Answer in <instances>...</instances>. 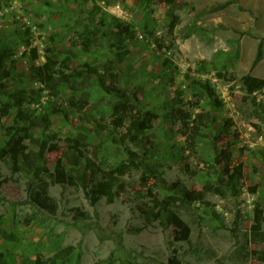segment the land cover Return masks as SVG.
Wrapping results in <instances>:
<instances>
[{
    "label": "rangeland",
    "instance_id": "1",
    "mask_svg": "<svg viewBox=\"0 0 264 264\" xmlns=\"http://www.w3.org/2000/svg\"><path fill=\"white\" fill-rule=\"evenodd\" d=\"M226 1L0 0V52L12 49L0 77V222L20 238H0L6 264H264V88L249 95L238 81L264 78V0L218 8ZM48 47L70 50L73 67L114 62L141 119L155 114L138 141L129 120L112 124L118 99L94 76L77 81L90 93L84 111L68 107L69 86L53 95L35 72ZM19 109L28 117L16 123ZM76 136L92 169L71 160ZM130 158L127 189L113 202L96 193ZM43 182L55 213L31 199ZM201 190L204 200L183 197ZM154 195L174 197L173 216L145 219L139 207Z\"/></svg>",
    "mask_w": 264,
    "mask_h": 264
},
{
    "label": "trees",
    "instance_id": "2",
    "mask_svg": "<svg viewBox=\"0 0 264 264\" xmlns=\"http://www.w3.org/2000/svg\"><path fill=\"white\" fill-rule=\"evenodd\" d=\"M102 1H111V0H102ZM116 1V0H113ZM171 3L174 0H169ZM233 0H228L225 3L221 4L218 8H222L229 4ZM178 19V18H176ZM176 20L172 22L171 27L176 25ZM117 32L122 34L126 39H131L135 35V30L132 25H123L121 22H117ZM162 45L160 44V47ZM59 52L53 48L48 47L46 48L45 56L46 61L44 64L36 67V74L40 75L48 87L52 90L53 95H59L61 93V87L69 86L70 88V95L67 101L70 103L68 107H74L76 111H84L85 107L90 104V93H84L81 91V87L77 84V81H86L89 77L94 76L97 79V84L108 94H113L118 99V102L113 105L112 109V124L119 128L125 127L126 121L129 120L130 126L129 129H134V134L129 136L128 138L131 141H138V135L142 133L145 129L149 128L151 125L150 116L154 117V113H147L142 114V119L140 117V113L136 109L135 105L130 102V96L121 87L120 84V77L118 72H113L115 69L114 62L110 61V66H105L106 69L101 71L98 69L94 63L90 61H86L81 64V67H73L70 66V63L73 61V54L69 50L64 56L58 54ZM12 55V49L9 47H5L0 52V77H8L10 76V70L7 69V60ZM263 58V52L261 47L258 49L257 56L253 62L252 68H254L259 61ZM69 70V71H68ZM220 77H223L224 74L222 72H218ZM225 76V75H224ZM228 80L237 79L236 75L231 74L230 76H225ZM239 83L241 84L242 88L245 92L249 95H252L254 92L261 90L264 88V78L254 76L251 73H247L242 75L238 79ZM200 85V84H199ZM201 86V85H200ZM210 90L208 86H203ZM79 93V94H78ZM17 97V94L13 95ZM21 104L22 101H19ZM63 113H66V109H60ZM9 113V109H4V114L6 115ZM28 116L25 112H22L21 109L18 111V115L15 118V122L18 123L19 120L26 119ZM105 128V126H101ZM126 136H123L124 139ZM80 136H76L74 138H69L72 144H69L70 147V154L71 160L73 161L74 165L79 164V162L83 159H86V168H93V161L88 156H83L79 152V144ZM23 160L31 158L33 154L38 155V151L36 150H23L20 152ZM132 155L136 158V154L133 151H130ZM95 163V162H94ZM135 164V160L130 158L129 162H123L118 165L114 170L110 171L108 178L100 184L97 188L96 193L100 196L107 197L109 202H113L116 197H118L121 192H124L127 189V184L123 180V176L130 173L132 169H136V166H132ZM95 169V164H94ZM69 180L73 181V175H69ZM212 186L209 184L205 185V190L211 188ZM214 187V186H213ZM216 187V186H215ZM218 189V188H217ZM93 197V196H92ZM184 199L189 201L194 200H204V190L194 192V191H185L183 193ZM31 199L33 203L39 207L48 210L51 213H55L58 208L57 201L48 194L46 182H43V185L38 186V188H34L31 192ZM96 198L94 197V200ZM152 204H145V206H140L139 209L143 213L144 217L148 221H154L156 219H160L162 213L173 216L174 209L173 206L176 205V201L174 200L173 196H167L166 198H160L157 195H154L151 199ZM78 211L75 216L84 217L88 215L87 212L79 211L77 208L75 209ZM188 235V228H185L184 237ZM0 238H3L6 241L18 243L20 241L19 235L16 232L9 231L3 226V223L0 222ZM9 251L3 250L0 246V264H6L8 261V255L11 256ZM264 260V257H263ZM175 264V263H174Z\"/></svg>",
    "mask_w": 264,
    "mask_h": 264
}]
</instances>
